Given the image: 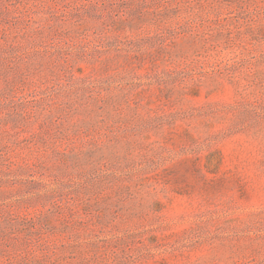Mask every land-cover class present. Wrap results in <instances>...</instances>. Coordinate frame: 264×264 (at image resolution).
Segmentation results:
<instances>
[{
    "label": "rangeland",
    "instance_id": "obj_1",
    "mask_svg": "<svg viewBox=\"0 0 264 264\" xmlns=\"http://www.w3.org/2000/svg\"><path fill=\"white\" fill-rule=\"evenodd\" d=\"M0 264H264V0H0Z\"/></svg>",
    "mask_w": 264,
    "mask_h": 264
}]
</instances>
